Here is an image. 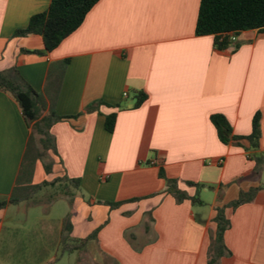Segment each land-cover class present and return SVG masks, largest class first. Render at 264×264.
<instances>
[{"label":"crops","instance_id":"crops-1","mask_svg":"<svg viewBox=\"0 0 264 264\" xmlns=\"http://www.w3.org/2000/svg\"><path fill=\"white\" fill-rule=\"evenodd\" d=\"M51 1L0 0V72L16 67L44 94L51 70L69 62L49 174L37 161L22 175L31 130L14 97L0 90V264H55L62 246L76 264H207L219 208L231 224L224 237L231 256L219 264H264V184L249 157L264 155V34L246 31L219 49L214 36L196 35L200 0H100L45 53L41 36L14 33ZM139 93L148 98L135 109ZM214 114L240 137L259 114L260 148L224 145ZM66 178L79 188L70 192ZM169 180L188 198L200 196L201 184L212 188L211 209L202 195L204 205L178 202ZM59 188V198L34 203V195ZM253 189L251 202L228 207ZM59 203L72 207L55 217ZM35 208L41 215L25 227L22 212Z\"/></svg>","mask_w":264,"mask_h":264},{"label":"trees","instance_id":"trees-1","mask_svg":"<svg viewBox=\"0 0 264 264\" xmlns=\"http://www.w3.org/2000/svg\"><path fill=\"white\" fill-rule=\"evenodd\" d=\"M99 1L52 0L48 11L33 16L28 26L17 30L14 37L39 35L43 39L45 53L52 52L83 24L86 16ZM250 30H258L264 34V0H200L196 24L197 36H214L216 47L225 49L230 45V34L240 35ZM68 63V61H64L51 70L44 94L36 92L16 67L0 72V90L8 92L14 97L31 130L22 175H30L37 161L43 164L48 174L52 171L51 153L56 154L57 152L52 128L63 119L55 112V105ZM147 98L148 96L144 93L137 94L134 108L141 107ZM96 105H91L86 110L95 111L98 107ZM116 119V113L106 117L105 127L109 133L114 132ZM210 119L217 130L219 140L224 145H241L242 141H246L248 143L247 152H253L260 148L259 114L254 116L252 133L247 137L234 135L233 128L224 115L214 114ZM249 157L257 163L254 175H260L264 155L249 154ZM66 180L70 185L79 188V180L68 178ZM60 181L62 180L44 183L43 186H55ZM168 185L169 192L177 198L178 202L190 199L193 205H204L199 197L188 198L181 192L177 187V181L169 180ZM189 185L198 187L193 183H189ZM40 187L34 188L39 189ZM256 191L258 190L253 189L249 193H241L239 200L228 207L235 209L244 203L251 202ZM12 201L17 202L16 199ZM4 205L1 204L0 209ZM114 206L113 204L112 207ZM225 210L226 208L217 210L215 218L217 229L209 247L207 264H219L222 258L231 256L224 239L225 233L231 225ZM66 222L69 225L68 220Z\"/></svg>","mask_w":264,"mask_h":264},{"label":"rangeland","instance_id":"rangeland-1","mask_svg":"<svg viewBox=\"0 0 264 264\" xmlns=\"http://www.w3.org/2000/svg\"><path fill=\"white\" fill-rule=\"evenodd\" d=\"M260 175L262 177V182L264 184V159H263V164H262V168H261V171H260ZM203 185L204 184H201L199 186V189L198 190L200 192V196L202 195L203 199H206L208 201V206L207 207H204V208L211 209V205L213 204L214 196L215 195H214V193L212 191V188H210L208 190V193L205 192L203 190L205 186H203ZM74 189H75V187L72 186V185H70L68 187V190L70 192H73ZM62 192L63 191H61L60 188L58 190L47 189L45 191L46 194H43L42 195V193H39L38 195H34L35 196L34 197L35 199H33V201H34V203L35 202L37 203L38 201L41 202V201H44L45 200V197H47V196L50 197L51 195L52 196L50 198L57 199V198L60 197L59 195L62 194ZM48 194H50V195H48ZM207 194H208V197H207ZM200 196H199V194L197 195V197H199V198H200ZM72 197L73 196L71 195L70 198H72ZM211 199H212V201H211ZM58 200H60V199H58ZM58 200H55V201H58ZM71 207L72 206H71L70 203H59V204H57L55 206V208H54V215H55V217L58 216V214H62V213L65 214V213H67V211H70L71 210ZM41 213H42V209L41 208L32 209V212L30 211L29 213L22 212L21 217L24 218L23 220H25V222H24V225H26L25 227H28L29 224H30V222H33L34 223L35 222L34 218L36 216H38V215L40 216ZM28 214H30V217H28ZM64 252H65V249H64V246H62L61 249H60V252H59V259H58V261L55 264H76V259H74L73 257H70L69 255L64 256ZM87 264H91V263L87 262Z\"/></svg>","mask_w":264,"mask_h":264},{"label":"built area","instance_id":"built-area-1","mask_svg":"<svg viewBox=\"0 0 264 264\" xmlns=\"http://www.w3.org/2000/svg\"><path fill=\"white\" fill-rule=\"evenodd\" d=\"M238 36H239V35L234 34V33L229 35V37H230V45H229V46H231V45H233L234 43H236V41H237V39H238ZM123 97H124V98H128V93H127V92L124 93Z\"/></svg>","mask_w":264,"mask_h":264}]
</instances>
